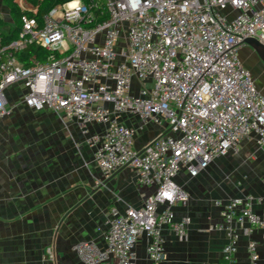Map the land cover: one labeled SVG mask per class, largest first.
Here are the masks:
<instances>
[{
  "label": "built area",
  "instance_id": "obj_1",
  "mask_svg": "<svg viewBox=\"0 0 264 264\" xmlns=\"http://www.w3.org/2000/svg\"><path fill=\"white\" fill-rule=\"evenodd\" d=\"M20 20L17 37L0 38V120L13 102L49 110L79 129L104 176L131 169L139 186L155 189L142 206L111 211L103 248L76 244L80 262L133 264L146 236L149 260L160 264L163 230L183 240L190 223L175 220L174 208L189 200L178 176L237 155L244 140L264 149V94L240 57L247 39L264 45V0H67L41 22L27 13ZM130 118L166 132L138 151ZM263 202L215 201L223 222L213 229L229 235L227 264L235 224L264 238V213L254 210ZM248 252L257 264L255 242Z\"/></svg>",
  "mask_w": 264,
  "mask_h": 264
},
{
  "label": "crops",
  "instance_id": "obj_2",
  "mask_svg": "<svg viewBox=\"0 0 264 264\" xmlns=\"http://www.w3.org/2000/svg\"><path fill=\"white\" fill-rule=\"evenodd\" d=\"M16 1L28 12L36 11L26 8L25 0ZM0 19L14 24L4 0H0ZM246 46L252 55H246L244 47L240 57L248 68L247 60L258 55ZM258 88L264 94V88ZM13 103L10 116L0 120V264H82L75 245L88 241L103 248L111 211L140 207L155 189L139 186L131 169L104 176L75 125L49 110L34 111ZM127 124L137 129L138 151L166 132L152 123L144 126L137 118L128 119ZM228 156L196 177L186 172L178 176L189 200L174 208L175 220L186 216L190 223L183 240L163 230L165 259L160 264H227L224 248L229 235L213 229L223 222L222 209L214 203L246 195L264 199V149L244 140L235 160L228 161ZM229 165L241 170L235 183L220 180ZM254 210L264 213V202ZM232 233L237 247L233 264H250V242L256 243L257 264H264L261 230L235 224ZM148 242L146 236L138 239L133 264H152L147 256Z\"/></svg>",
  "mask_w": 264,
  "mask_h": 264
},
{
  "label": "trees",
  "instance_id": "obj_3",
  "mask_svg": "<svg viewBox=\"0 0 264 264\" xmlns=\"http://www.w3.org/2000/svg\"><path fill=\"white\" fill-rule=\"evenodd\" d=\"M65 1L67 0H25L26 8L30 11L36 10L35 12H28L23 9L16 0H4V4L9 9L14 24L10 25L0 19V38L4 42H9L17 37L21 29L20 18L23 13L33 15L39 22H41L44 15H46L53 7ZM29 53H35L38 56L41 55L40 50L34 48H30Z\"/></svg>",
  "mask_w": 264,
  "mask_h": 264
},
{
  "label": "rangeland",
  "instance_id": "obj_4",
  "mask_svg": "<svg viewBox=\"0 0 264 264\" xmlns=\"http://www.w3.org/2000/svg\"><path fill=\"white\" fill-rule=\"evenodd\" d=\"M251 51L252 49L248 46H245V54L250 56L252 55L251 54ZM260 58L257 56V58H249L246 62V65L247 67L252 71V73L254 74L255 78H256V81H257V85L260 87V88H264V69L262 68L264 66V63L261 61ZM260 66H259V65ZM259 66V68L257 69L256 66ZM16 104V103H14ZM240 153V152H239ZM238 153V154H239ZM228 156V155H227ZM237 155H233V154H230L228 157H227V160L232 162L235 160ZM250 159L253 158L252 156H250ZM240 159V158H238ZM249 162V161H248ZM247 163V162H246ZM234 164V163H233ZM249 165V164H248ZM226 171L223 172V174L220 176V180L223 182V183H235L238 178H239V175H240V169H236L234 165L232 166H228L226 167ZM247 168V167H245Z\"/></svg>",
  "mask_w": 264,
  "mask_h": 264
},
{
  "label": "water",
  "instance_id": "obj_5",
  "mask_svg": "<svg viewBox=\"0 0 264 264\" xmlns=\"http://www.w3.org/2000/svg\"><path fill=\"white\" fill-rule=\"evenodd\" d=\"M246 43L254 49L260 60L264 63V45L252 38L247 39Z\"/></svg>",
  "mask_w": 264,
  "mask_h": 264
}]
</instances>
